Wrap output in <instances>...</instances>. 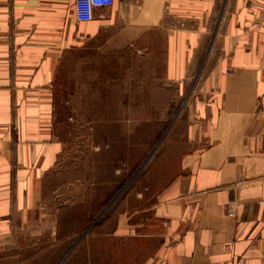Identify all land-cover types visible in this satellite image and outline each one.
<instances>
[{
  "label": "crops",
  "instance_id": "1",
  "mask_svg": "<svg viewBox=\"0 0 264 264\" xmlns=\"http://www.w3.org/2000/svg\"><path fill=\"white\" fill-rule=\"evenodd\" d=\"M120 38L143 53L110 85L144 87L125 102L164 103V119L169 103L178 104L182 141L166 146L168 165L161 143L143 191L134 164L120 166L131 148L116 142L125 130L98 125L79 147L61 132L68 118L58 89L63 65L90 43L122 48ZM121 101L113 90L97 98V109ZM48 177L65 184L56 205L26 206L22 214L52 248L72 240L65 215L78 199L85 210L75 213L112 208V229L97 222L94 230L103 243L111 238L114 256L122 239L136 248L159 237L141 264H264V0H113L87 23L76 22L74 0H0V182L23 183L35 202ZM126 180L134 189L122 192ZM59 253L49 261L59 262Z\"/></svg>",
  "mask_w": 264,
  "mask_h": 264
},
{
  "label": "rangeland",
  "instance_id": "2",
  "mask_svg": "<svg viewBox=\"0 0 264 264\" xmlns=\"http://www.w3.org/2000/svg\"><path fill=\"white\" fill-rule=\"evenodd\" d=\"M121 32L122 34L132 33L129 30L125 31L124 27ZM153 36L158 42V56L160 54V34L154 32ZM119 41H122L124 45L129 42L125 38H120ZM97 45L100 44L90 43L87 48L75 51L71 59L66 62L67 66L63 65L59 72L58 86L60 87L58 89L62 92L61 96L68 100V105L64 107L68 118L62 126L61 132L68 136L69 142L73 146L79 147V144L87 140L91 142L94 129L98 125L101 126L105 123L104 125L115 127V129L125 130L124 135L116 137V142L130 144L131 148L126 155L122 153L120 166L127 163L134 164L137 169L134 175L135 181L138 182L137 189L143 191L147 186L145 176L149 169L146 168L149 166L151 156L161 153L160 146L164 142V164L168 165L169 161H166L165 157L170 153L166 146L176 142V139L181 140L176 131L178 104L169 103L168 117L164 119V103L143 104L138 101L137 97H135L136 102H125L129 96H138L145 88L139 85L113 88L110 84L114 80L117 83V80L125 78L128 73H131V67L135 68L136 66L135 56L143 52L130 48L132 47L130 45H122V48H119L118 45L110 48ZM154 89L158 90L155 87ZM113 90L122 98L121 102L123 103L99 104L101 107L99 112L97 98L106 96L108 93L112 94ZM106 115L114 116V118H100V116ZM104 120L107 121L103 122ZM184 126L185 123H180L178 129L182 130ZM128 152L135 157H129ZM165 165L164 171L171 172L173 168ZM48 178V181L43 183L42 197L36 199L35 202L32 199L27 200L26 196L31 194V191L25 190L23 183H16L14 179L8 183L0 182V211L4 212V215L0 217V226L4 227L2 231L6 232L1 234L0 231V264H141L145 256L150 254L152 249L155 250L154 247L157 245L159 237L157 240L153 239L156 242L152 247L145 246L142 242L136 248L127 246L124 240L128 238H125L122 239V245L115 248V256L112 255L114 248L111 238L105 237L103 243L102 238H97V230H94L97 222L102 224L105 222L106 232L112 229L117 216L112 214L111 204L109 205L111 209L108 208L104 214L86 215L75 213L76 211L81 212L82 209L79 204L81 200L78 199H73L75 202L73 213L65 215L67 226L70 223L75 229L72 240L58 241L59 244L52 248L54 242H51L49 238L41 237L40 239L38 237V230H35L37 222L24 221L26 218L31 219V216L22 214L23 207L26 206L40 208L56 205L55 195H58V191L64 188L65 184H61L60 180ZM130 189H134V184L126 180L121 190L123 192ZM121 204L128 207L129 201L125 205L122 200ZM92 223V228L83 229ZM81 224H84V227H81ZM154 225L159 232V223ZM62 234H66L63 236L64 238L69 235V232L64 231ZM63 238H59V240ZM71 242L74 244L73 246H70ZM56 249L60 251V261L50 262V255ZM36 256L38 259H36V263H33L35 262L33 258Z\"/></svg>",
  "mask_w": 264,
  "mask_h": 264
},
{
  "label": "built area",
  "instance_id": "3",
  "mask_svg": "<svg viewBox=\"0 0 264 264\" xmlns=\"http://www.w3.org/2000/svg\"><path fill=\"white\" fill-rule=\"evenodd\" d=\"M112 4L113 0H74V18L78 23L90 22L96 9L108 8ZM233 211L234 209L230 207L228 215L233 216Z\"/></svg>",
  "mask_w": 264,
  "mask_h": 264
}]
</instances>
